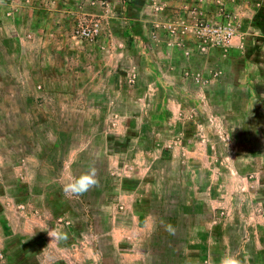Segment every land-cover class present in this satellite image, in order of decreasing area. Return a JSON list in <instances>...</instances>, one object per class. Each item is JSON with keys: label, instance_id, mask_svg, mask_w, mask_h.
Returning <instances> with one entry per match:
<instances>
[{"label": "rangeland", "instance_id": "374dc122", "mask_svg": "<svg viewBox=\"0 0 264 264\" xmlns=\"http://www.w3.org/2000/svg\"><path fill=\"white\" fill-rule=\"evenodd\" d=\"M227 255L264 264V0H0V264Z\"/></svg>", "mask_w": 264, "mask_h": 264}, {"label": "clouds", "instance_id": "9594fccd", "mask_svg": "<svg viewBox=\"0 0 264 264\" xmlns=\"http://www.w3.org/2000/svg\"><path fill=\"white\" fill-rule=\"evenodd\" d=\"M99 185V179L97 175L96 167L90 166L89 169L80 174L79 176L70 177L67 183L63 185V193L66 197H80L88 192L90 189L95 188ZM165 231L169 234H175V229L171 224H164L163 221L160 222ZM51 241H56L57 243L67 242L69 240V235L62 229L50 228L46 230ZM220 264H241V260L238 255H227L223 257Z\"/></svg>", "mask_w": 264, "mask_h": 264}, {"label": "built area", "instance_id": "2783aa9c", "mask_svg": "<svg viewBox=\"0 0 264 264\" xmlns=\"http://www.w3.org/2000/svg\"><path fill=\"white\" fill-rule=\"evenodd\" d=\"M212 32L214 35H216L215 39H213L214 44H217L219 46H226L230 39L232 38L234 31L230 27H211ZM209 28V29H211ZM97 32V26L91 28V29H83L81 32V35L84 37H92Z\"/></svg>", "mask_w": 264, "mask_h": 264}]
</instances>
